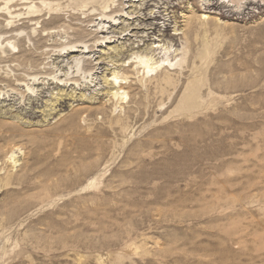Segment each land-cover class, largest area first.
<instances>
[{
  "label": "rangeland",
  "instance_id": "1",
  "mask_svg": "<svg viewBox=\"0 0 264 264\" xmlns=\"http://www.w3.org/2000/svg\"><path fill=\"white\" fill-rule=\"evenodd\" d=\"M0 264H264V0H0Z\"/></svg>",
  "mask_w": 264,
  "mask_h": 264
},
{
  "label": "bare ground",
  "instance_id": "2",
  "mask_svg": "<svg viewBox=\"0 0 264 264\" xmlns=\"http://www.w3.org/2000/svg\"><path fill=\"white\" fill-rule=\"evenodd\" d=\"M116 18V17H115ZM107 20V19H106ZM111 20V19H110ZM116 21V20H115ZM102 29V28H101ZM98 30V29H97ZM106 39H107V37H105ZM110 42V41H109ZM78 47V46H77ZM162 48V47H164V44H157V43H153V45H152V47L150 48L151 49V51H153L154 50V48ZM164 49L166 50L167 49V47H164ZM148 50V49H147ZM156 50V49H155ZM76 51H79L77 48H75V46H70L69 48H68V50H67V52H76ZM176 51V50H175ZM82 53H85V51H83ZM155 53V52H154ZM154 55L155 54H153L152 52L150 53V51H146V52H137V54H136V58L138 59V61L141 63L140 65H143L144 67H146V69H147V71L148 72H151V71H154L155 69H158L159 67H161L162 66V63L160 62V61H157V60H155V57H154ZM77 60V59H76ZM75 60V63H76V66L77 67H79V60L78 61H76ZM129 62V61H128ZM86 63H90V62H88V61H86ZM130 64V63H129ZM90 65V64H89ZM95 65V64H94ZM125 65V64H124ZM123 64H121V65H119V68L120 67H122V66H124ZM139 65V64H138ZM165 65V64H164ZM113 66H114V64H113ZM130 66H131V64H130ZM126 67V66H125ZM111 69V68H110ZM121 69V68H120ZM128 70V69H127ZM67 77H65V79L64 78H58V77H54L55 79H53V83L55 82L56 83V85H58L59 87H60V85L61 86H67L68 84H69V86L70 85H72V84H74V83H71V82H69V81H67V79H69L68 78V76H70L69 75V73H67V74H65ZM64 75V76H65ZM102 79L104 80V83H106V89H104V90H106V94H107V96H110V97H114V98H116V97H119V96H122V98H125V94L124 93H126L125 91H123L122 90V81H121V77H120V75H119V69H118V67H115L114 69H111V72L109 73V75H107V74H102ZM125 83H126V81H125ZM98 83H96V84H94V86L95 87H97L96 85H97ZM29 88V87H28ZM32 87H30L29 88V90H31V92L33 93L34 91V88L33 89H31ZM101 89L100 88H95V91H100ZM63 91H65V89L64 88H58V90H57V92H56V94L54 95V93H55V88H53L51 91H50V93H51V95H54L55 97L53 98H49V100H47L46 101V103H45V106H44V109H42L43 110V113L45 112V107H48V106H50V105H48V101H51V103H54V100L53 99H58V97L57 96H60V95H62L64 92ZM8 92V91H7ZM97 93V92H96ZM67 94H71V93H67ZM71 95H73V94H71ZM97 95V94H96ZM81 97H83V98H85V99H93V98H95V95H93L92 93L91 94H89V95H87L86 93H82L81 94ZM46 114V113H45ZM44 118L45 119H47V114L44 116ZM39 122V121H38ZM41 122V121H40Z\"/></svg>",
  "mask_w": 264,
  "mask_h": 264
}]
</instances>
